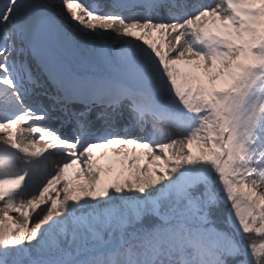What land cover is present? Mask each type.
<instances>
[{"label":"snow or ice","instance_id":"6c2138e0","mask_svg":"<svg viewBox=\"0 0 264 264\" xmlns=\"http://www.w3.org/2000/svg\"><path fill=\"white\" fill-rule=\"evenodd\" d=\"M0 264H264V0H2Z\"/></svg>","mask_w":264,"mask_h":264},{"label":"bare ground","instance_id":"6f19581e","mask_svg":"<svg viewBox=\"0 0 264 264\" xmlns=\"http://www.w3.org/2000/svg\"><path fill=\"white\" fill-rule=\"evenodd\" d=\"M0 2H2V0H0ZM106 151L105 149H98L97 152H104ZM67 177L68 179H73L72 177L75 176V169H69L67 170ZM12 215H16L15 213H13Z\"/></svg>","mask_w":264,"mask_h":264},{"label":"rangeland","instance_id":"374dc122","mask_svg":"<svg viewBox=\"0 0 264 264\" xmlns=\"http://www.w3.org/2000/svg\"><path fill=\"white\" fill-rule=\"evenodd\" d=\"M65 14H66V12H65Z\"/></svg>","mask_w":264,"mask_h":264}]
</instances>
